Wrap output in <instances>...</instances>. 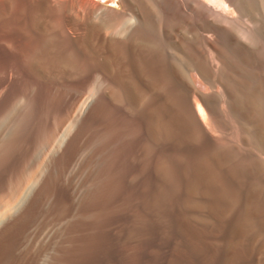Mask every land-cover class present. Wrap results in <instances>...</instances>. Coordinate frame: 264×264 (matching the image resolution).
I'll use <instances>...</instances> for the list:
<instances>
[{
  "label": "bare ground",
  "instance_id": "1",
  "mask_svg": "<svg viewBox=\"0 0 264 264\" xmlns=\"http://www.w3.org/2000/svg\"><path fill=\"white\" fill-rule=\"evenodd\" d=\"M18 1L0 4V154L10 149L0 161V264L146 263L116 234L138 186L127 182L134 167L127 145L115 152L119 186L93 206L86 200L96 165L79 151L82 136L114 112L135 124L134 143L142 123L155 139L160 98L176 100L180 82L217 81L199 55L211 34L221 63L234 61L263 87L248 95L262 129L251 142L263 149L264 75L255 70H264V0ZM263 164L255 167V183L264 179Z\"/></svg>",
  "mask_w": 264,
  "mask_h": 264
},
{
  "label": "rangeland",
  "instance_id": "2",
  "mask_svg": "<svg viewBox=\"0 0 264 264\" xmlns=\"http://www.w3.org/2000/svg\"><path fill=\"white\" fill-rule=\"evenodd\" d=\"M13 2L17 0H0L6 9ZM33 3L52 4L51 0ZM204 37L209 43L199 55L208 76L217 81L203 87L180 82L176 100L160 98L161 131L155 139L142 123L134 143L135 124L114 112H104L82 136L79 151L93 157L96 165V187L86 200L93 206L119 186L115 152L127 145V159L134 164L127 182L138 186L116 234L136 256H147V262L140 264H264V179L258 184L254 177L256 165L264 162V146L257 148L251 142L262 129L248 96L263 87L242 76L234 61L223 65L214 51L220 48L212 43L213 35ZM255 73L263 76L264 70ZM87 96L84 93L81 100ZM196 102L206 119L196 113ZM46 103L52 105L53 97ZM20 131L22 135L26 126ZM9 152L3 151L0 161Z\"/></svg>",
  "mask_w": 264,
  "mask_h": 264
}]
</instances>
